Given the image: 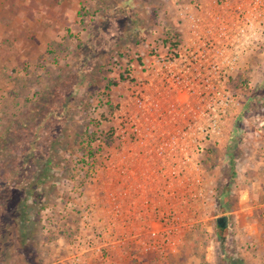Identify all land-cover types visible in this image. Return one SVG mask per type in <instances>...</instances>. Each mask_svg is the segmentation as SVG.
I'll list each match as a JSON object with an SVG mask.
<instances>
[{
  "label": "rangeland",
  "instance_id": "374dc122",
  "mask_svg": "<svg viewBox=\"0 0 264 264\" xmlns=\"http://www.w3.org/2000/svg\"><path fill=\"white\" fill-rule=\"evenodd\" d=\"M170 6L168 0H0V159L8 179L12 171L21 174L10 189L7 179L0 183V202L9 207L1 219L0 264H68V237L78 222L68 199L87 182L86 144L99 130L91 108L102 92L119 101L125 72L136 76L135 61L178 31ZM248 67L231 80L240 111L229 139L205 160L218 188L212 231L189 232L174 264H264L246 238L244 193L264 136V58L252 57ZM98 144L92 143L95 151ZM221 216L226 228L219 227Z\"/></svg>",
  "mask_w": 264,
  "mask_h": 264
},
{
  "label": "built area",
  "instance_id": "2783aa9c",
  "mask_svg": "<svg viewBox=\"0 0 264 264\" xmlns=\"http://www.w3.org/2000/svg\"><path fill=\"white\" fill-rule=\"evenodd\" d=\"M168 1L177 45L164 38L141 60V76L125 72L119 101L103 92L91 108L99 144L68 199L78 220L68 264L176 255L193 229L212 231L218 188L205 160L240 111L231 80L264 58V0Z\"/></svg>",
  "mask_w": 264,
  "mask_h": 264
},
{
  "label": "crops",
  "instance_id": "0c3cea01",
  "mask_svg": "<svg viewBox=\"0 0 264 264\" xmlns=\"http://www.w3.org/2000/svg\"><path fill=\"white\" fill-rule=\"evenodd\" d=\"M135 65L136 76H141L142 67L139 61H135ZM257 147L256 164L252 167L253 174L251 177L249 176L250 178L247 177L249 185L244 190L247 195L245 206L248 208L247 215L245 214L248 222L245 231L247 240L257 244L256 260H260L262 263L264 260V136L261 142H258ZM258 193L261 194L260 197H258ZM216 214L217 211L215 217ZM210 222L213 221L210 220ZM178 257L179 254L164 257L154 253H143L110 254L108 259H103L97 254H92L86 259L85 264H174L175 260H179H177Z\"/></svg>",
  "mask_w": 264,
  "mask_h": 264
},
{
  "label": "trees",
  "instance_id": "16d2710c",
  "mask_svg": "<svg viewBox=\"0 0 264 264\" xmlns=\"http://www.w3.org/2000/svg\"><path fill=\"white\" fill-rule=\"evenodd\" d=\"M177 32V31H176ZM174 32V33H168L167 36H168V40L167 41H171L173 45H177L178 43V37L180 36V34L177 32ZM245 72H242L240 73L239 75V78H241L243 75H247V74H244ZM236 77V76H235ZM234 77V78H235ZM103 93V92H102ZM98 123V122H97ZM99 139V133L96 132V131H93L92 133L89 134L88 136V144L89 146H87L86 144V147H88V153L87 155H89L90 157H93L95 155V150L92 148V143L95 142L96 140ZM108 141L111 142L112 139L111 137L108 138ZM214 148H211L209 151H208V154H207V159L209 160L210 159V155L211 153L213 152ZM0 183H5L4 182V179H7L6 182H10L11 184H6L5 183V186H8V188L10 189L11 186H14V185H17L20 181V178H21V174H17L18 172H15V171H12L10 173H12L11 175L14 176L12 179H8V174H2L4 171L2 168V165L4 164V161L2 160V158L0 159ZM206 163V162H205ZM10 177V176H9ZM9 200V199H8ZM7 202L3 201V202H0V227H2L3 225V222H2V218L4 217V214L7 212V210L9 209V207L7 208ZM4 219V218H3ZM227 219L226 216H221L218 218V223L219 221H222L224 222V220ZM5 220V219H4ZM228 225V219H227V222H226V225H219L220 228H226ZM0 231H1V228H0ZM70 237V236H69ZM68 237V238H69ZM223 237V236H222Z\"/></svg>",
  "mask_w": 264,
  "mask_h": 264
},
{
  "label": "water",
  "instance_id": "95a60500",
  "mask_svg": "<svg viewBox=\"0 0 264 264\" xmlns=\"http://www.w3.org/2000/svg\"><path fill=\"white\" fill-rule=\"evenodd\" d=\"M227 219L224 220V222L219 221V225H226Z\"/></svg>",
  "mask_w": 264,
  "mask_h": 264
}]
</instances>
